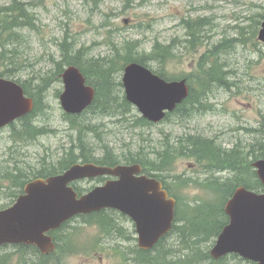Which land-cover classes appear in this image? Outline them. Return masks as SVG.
Masks as SVG:
<instances>
[{
	"label": "rangeland",
	"instance_id": "obj_1",
	"mask_svg": "<svg viewBox=\"0 0 264 264\" xmlns=\"http://www.w3.org/2000/svg\"><path fill=\"white\" fill-rule=\"evenodd\" d=\"M12 2L25 6L34 25L15 31L6 48L23 64L14 79L27 81L33 94L42 79L49 81L47 92L38 98L42 110L34 122L47 133L20 142L13 133L18 125L0 130V176H5L4 182L0 180V210L16 199L4 186L16 173L33 179L32 175L51 167L78 144L77 131L59 102L62 80L53 74L64 56L79 55L80 62L115 59L116 54L120 59L129 49L140 56L151 54L155 45L167 46L172 50L170 61L164 65L152 61L147 63L149 69L175 80L186 78L190 84L189 102L152 126H135V118L141 115L133 106L126 120L86 113L82 120L95 129L87 142L96 147V157L106 152V146L120 158L147 154L154 158V152H164L169 144L176 152L190 136L209 139L223 151L238 141L244 144L262 138L251 132L264 126V44L257 39L264 0H0V7ZM230 153L246 156L237 150ZM203 163L179 157L162 173L168 191L182 203L181 211L189 212L209 196L213 198L207 189L211 180L233 178L228 171L214 173ZM98 184L93 179L76 182L83 192ZM105 217H77L65 224L54 234L58 248L47 264H136L134 224L116 212ZM108 225L113 226L112 233L103 229ZM184 225L185 220L177 224ZM179 236L173 233L165 242L171 260L172 254L186 253L177 248ZM215 240L202 244V250L210 251ZM19 255L21 251L14 247L0 248L1 262L8 259V264H19ZM26 263L41 264L38 255ZM225 264L250 263L228 259Z\"/></svg>",
	"mask_w": 264,
	"mask_h": 264
},
{
	"label": "water",
	"instance_id": "obj_2",
	"mask_svg": "<svg viewBox=\"0 0 264 264\" xmlns=\"http://www.w3.org/2000/svg\"><path fill=\"white\" fill-rule=\"evenodd\" d=\"M126 23V22H125ZM264 44V20L258 32ZM125 99L151 123L161 122L188 96L186 81H166L142 64L129 63L122 73ZM63 92L59 102L69 115H79L93 103L95 89L75 66L61 74ZM33 100L15 81L0 77V129L25 117ZM264 186V159L252 163ZM112 177L81 196L71 187L77 180ZM175 200L158 180L142 175L140 165L105 167L74 164L62 174L29 181L13 205L0 210V246H35L41 255L55 250L50 235L77 215L114 209L134 223L137 247L148 251L169 234L175 219ZM229 223L218 234L210 256L213 260L236 254L255 264H264V192L239 187L224 206Z\"/></svg>",
	"mask_w": 264,
	"mask_h": 264
},
{
	"label": "trees",
	"instance_id": "obj_3",
	"mask_svg": "<svg viewBox=\"0 0 264 264\" xmlns=\"http://www.w3.org/2000/svg\"><path fill=\"white\" fill-rule=\"evenodd\" d=\"M33 21L31 16L28 14V10L24 5L17 2H12L9 7H0V77L15 80L14 76L17 72L23 70V64L19 61L13 59L11 54L13 51H8L6 48L9 41L16 35L15 31L24 28L33 29ZM193 37V33L190 35ZM237 42L236 39L233 40ZM232 41V42H233ZM171 49L167 46L155 45L151 54L136 56V53H131L130 49L128 54L120 57L116 54L115 59L106 57L93 59L92 61H79V55L76 57H62L61 61L55 64V70L53 72L54 77L57 81L60 80V75L65 69L64 67H69L70 65L76 66L83 76L86 78L87 84L95 88V98L93 104L80 116H68V123L71 128L77 131L78 144L74 145L68 152H65L61 159L55 164L51 165L49 168H42L38 174H34L33 179L37 178H47L52 175L61 174L64 170L73 166L75 163H93L95 165H101L106 167H113L116 165L126 164L133 165L134 163L140 164L144 174L150 177L161 179L162 173L168 169V166L178 159L179 157L196 158L199 162H203V165L212 172H229L232 174V180H227V182H220L218 179L211 180L208 183L207 189L209 193L213 196L211 199H206L189 209V212L184 210L181 211L182 203L178 202L176 208V218L173 224V229L171 233L163 237L159 244L148 251H142L136 249L132 251L133 262L136 264H225L228 259H236L243 262L241 258L236 255L225 256L220 258L218 261L212 260L209 251H203L201 248L202 244L210 241H214L217 238L218 233L226 225L228 218L223 212L224 204L227 202L228 198L233 194L236 187L243 186L248 190H254L256 192H261L264 187L261 186L260 181L255 175L252 168V162L264 159V144L257 145L260 150L255 149L254 153L248 157H236L229 151H223L220 147L216 146L214 142L209 139H200L199 137L187 138L186 144H180L179 150L175 152L172 145H167L164 152L157 150L152 155H144V158L139 155L129 156V157H118L111 149L103 146L106 152L100 156L96 157V147L93 144L87 142V135L93 134L95 129L91 127L90 124H86L84 115L88 112H92L93 115H100L102 117L111 116L114 118H119L126 120V115L130 113L131 104H129L124 95H120V88L122 84L119 80L118 73L121 72L128 63H138L148 67L147 63L159 62L164 65L167 61L171 59ZM8 54V55H7ZM149 68V67H148ZM158 74L161 78L171 80L166 74H162L157 71H153ZM209 78L217 83H220L219 78H214L210 76ZM26 95L33 98L35 107L34 110L27 114L25 117L14 122L9 127L14 128V125H18V131H13L16 139L23 142L26 140H35L38 136L46 134V130L40 127L34 126V122L37 119L38 112L41 111L40 104L38 103V98L47 92V87L49 86V81L42 79L41 83L35 88L36 94H33L27 86V81L19 82ZM192 96L187 99V103ZM184 103V104H185ZM168 116V115H167ZM135 126L139 125L140 128L143 126H152L151 123L137 117L134 120ZM134 126V127H135ZM78 150V153H76ZM11 174H7L10 176ZM252 175V176H250ZM0 180L4 182L5 176H0ZM32 180L31 177H26L16 173L13 176L9 185H4L9 191L11 197H16L22 193L25 184ZM4 187V188H5ZM74 190L78 194L83 193L77 186H73ZM1 189V187H0ZM181 205V207H180ZM114 211H101L100 213L91 214L88 216H79L80 218H90L92 216H100L106 218L108 213ZM185 220V225L177 226L178 223H182ZM112 221L109 219V223ZM64 228V226L62 227ZM61 228V229H62ZM103 228V227H102ZM107 233H112L113 226H106L103 228ZM116 229V228H115ZM56 232H54L55 234ZM178 233L180 236V241L177 244V248L180 252L185 251L184 255L177 257L176 255H171L172 260L165 248H167V240L171 234ZM53 234V237H54ZM17 251H21L22 255H19V264H28L26 260L29 257L38 255L41 264H47L50 256H40L37 249L34 246L19 245L14 246ZM166 251V252H165ZM27 253L29 255H27ZM170 253V252H169ZM176 256V257H173ZM0 264H8V259L4 262L0 261ZM32 264V263H31Z\"/></svg>",
	"mask_w": 264,
	"mask_h": 264
},
{
	"label": "flooded vegetation",
	"instance_id": "obj_4",
	"mask_svg": "<svg viewBox=\"0 0 264 264\" xmlns=\"http://www.w3.org/2000/svg\"><path fill=\"white\" fill-rule=\"evenodd\" d=\"M191 41V40H190ZM192 42V41H191ZM252 134L255 133L257 134L259 137L261 136V139L258 138H254L252 141H250L249 143H241V142H237L235 145H233L230 149H225L224 151H229V152H235V150L237 151H241L242 153L246 154L248 157H250L253 153L254 150H260V148L257 145H261V143L264 144V126H261V129H255L251 132ZM162 189L166 190V187L164 186V183H162Z\"/></svg>",
	"mask_w": 264,
	"mask_h": 264
}]
</instances>
